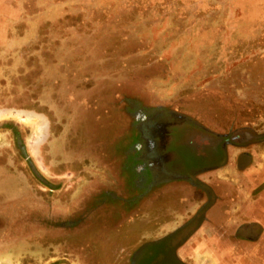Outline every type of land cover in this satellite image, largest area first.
Returning <instances> with one entry per match:
<instances>
[{"label": "rangeland", "instance_id": "obj_1", "mask_svg": "<svg viewBox=\"0 0 264 264\" xmlns=\"http://www.w3.org/2000/svg\"><path fill=\"white\" fill-rule=\"evenodd\" d=\"M227 152L264 166V0H0V264L160 260Z\"/></svg>", "mask_w": 264, "mask_h": 264}, {"label": "crops", "instance_id": "obj_2", "mask_svg": "<svg viewBox=\"0 0 264 264\" xmlns=\"http://www.w3.org/2000/svg\"><path fill=\"white\" fill-rule=\"evenodd\" d=\"M208 174L199 176L201 187L191 195L195 201L186 199L190 206L167 225L171 231L192 229L179 246V255L190 257V247L202 242V253L212 264H260L264 261V192L259 185L264 184V166L254 158L244 165L230 160L213 166ZM230 257L234 259L229 261Z\"/></svg>", "mask_w": 264, "mask_h": 264}, {"label": "flooded vegetation", "instance_id": "obj_3", "mask_svg": "<svg viewBox=\"0 0 264 264\" xmlns=\"http://www.w3.org/2000/svg\"><path fill=\"white\" fill-rule=\"evenodd\" d=\"M220 136H222V134H218ZM235 139V138H233ZM251 144H248L247 146H250ZM246 146V145H245ZM251 146H256L254 145V143L251 145ZM227 148L231 147L233 149L235 148H241V147H244V144H239V143H235V142H229L227 145H226ZM228 151V150H227ZM228 153V152H227ZM229 153L226 154L225 156V160L224 162H228L230 161V157H229ZM249 161V160H246V162ZM223 162V163H224ZM239 165H241L240 163L243 162H239V161H236ZM222 163V164H223ZM163 218V217H162ZM159 220V219H158ZM177 220V218H174L173 220H170V219H162V220H159L156 225H153V227H156L158 229V227H167V225L169 226L171 222H175ZM172 224V223H171ZM185 227V226H184ZM188 237V236H185V238ZM185 242V240H184ZM166 243L168 244L169 241H166ZM153 244V243H152ZM183 244V243H182ZM182 244H179L177 246V251H174V252H171V250L169 249L170 247L169 246H166L164 249H163V252H162V258H159L160 260H157L154 256V254H152L153 252L152 249L150 250L149 248L152 247L151 245L149 246L148 244L145 245L144 247H142L143 249L139 250L137 249L133 244L129 245L127 248V250H125V252H123V254L119 255L116 257V264H134V262L136 261V254L137 252L139 251H142L144 249L147 250V258H150L151 257V261L148 263L147 261V264H157V263H163V264H186L185 261H183L182 259V256L179 255L178 253V249H179V246H181ZM168 245H171V244H168ZM169 249V250H168ZM102 257V256H100ZM158 257V256H157Z\"/></svg>", "mask_w": 264, "mask_h": 264}]
</instances>
